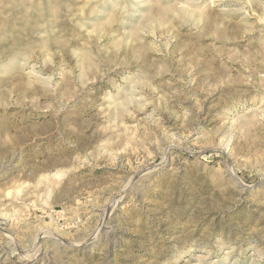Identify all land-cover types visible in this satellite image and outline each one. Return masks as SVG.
<instances>
[{"label": "rangeland", "instance_id": "374dc122", "mask_svg": "<svg viewBox=\"0 0 264 264\" xmlns=\"http://www.w3.org/2000/svg\"><path fill=\"white\" fill-rule=\"evenodd\" d=\"M0 264H264V0H0Z\"/></svg>", "mask_w": 264, "mask_h": 264}]
</instances>
